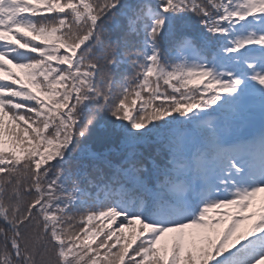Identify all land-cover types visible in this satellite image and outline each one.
I'll return each mask as SVG.
<instances>
[{
    "label": "snow or ice",
    "instance_id": "1",
    "mask_svg": "<svg viewBox=\"0 0 264 264\" xmlns=\"http://www.w3.org/2000/svg\"><path fill=\"white\" fill-rule=\"evenodd\" d=\"M261 193L264 0H0V264H264Z\"/></svg>",
    "mask_w": 264,
    "mask_h": 264
},
{
    "label": "rangeland",
    "instance_id": "2",
    "mask_svg": "<svg viewBox=\"0 0 264 264\" xmlns=\"http://www.w3.org/2000/svg\"><path fill=\"white\" fill-rule=\"evenodd\" d=\"M6 124H7V118H6ZM264 194V193H263ZM257 198V197H256ZM137 228V227H136ZM127 232L130 234L131 233V229L127 230Z\"/></svg>",
    "mask_w": 264,
    "mask_h": 264
},
{
    "label": "trees",
    "instance_id": "3",
    "mask_svg": "<svg viewBox=\"0 0 264 264\" xmlns=\"http://www.w3.org/2000/svg\"><path fill=\"white\" fill-rule=\"evenodd\" d=\"M46 14H47V13H46ZM13 71H19V70L13 69ZM53 163H55V161H53Z\"/></svg>",
    "mask_w": 264,
    "mask_h": 264
}]
</instances>
